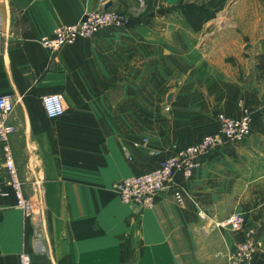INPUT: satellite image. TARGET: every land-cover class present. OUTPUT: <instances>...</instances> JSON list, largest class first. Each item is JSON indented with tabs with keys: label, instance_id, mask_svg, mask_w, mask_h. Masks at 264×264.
Listing matches in <instances>:
<instances>
[{
	"label": "crops",
	"instance_id": "crops-1",
	"mask_svg": "<svg viewBox=\"0 0 264 264\" xmlns=\"http://www.w3.org/2000/svg\"><path fill=\"white\" fill-rule=\"evenodd\" d=\"M206 1L0 0V93L17 99L5 143L49 238L48 253L34 251L35 220L15 206L0 142V264L21 251L34 264H226L249 229L261 242L252 264H264V0H226L193 29L177 6ZM107 3L126 26L54 52L39 43ZM48 93L61 95V116L45 114ZM219 113L248 114L250 133L211 148L189 178L176 172L181 202L171 189L142 210L120 200L116 181L217 132ZM232 212L242 229L216 226Z\"/></svg>",
	"mask_w": 264,
	"mask_h": 264
},
{
	"label": "built area",
	"instance_id": "built-area-1",
	"mask_svg": "<svg viewBox=\"0 0 264 264\" xmlns=\"http://www.w3.org/2000/svg\"><path fill=\"white\" fill-rule=\"evenodd\" d=\"M142 2V0H139ZM128 16L115 9L97 8L86 11L75 23L58 24L52 30L39 38V43L54 52L62 46L72 43L77 38H91L100 30L106 28H122L127 25ZM3 22L0 4V25ZM17 99L10 94L0 93V142H3L4 166L7 172V184L14 192L15 206L24 214L35 220L32 235L34 251L40 254L49 252V238L47 233L46 214L43 204L34 203L30 197L23 194L21 181L18 177L9 146L5 143L14 126L8 122V116L14 109ZM41 103L45 114L50 117L61 116L64 112L62 97L59 93H48L41 96ZM219 127L217 132L204 135L196 143L184 146L173 154L164 158L158 167L151 171L126 176L113 184L114 191L120 200L130 204L135 209L142 210L155 202L158 192L171 189L172 195L178 202L182 200V191L173 186L174 174L178 171L189 178L194 169L200 164L201 158L215 146H222L238 142L250 133V117L243 114L232 117L219 113L217 115ZM199 216L208 222L211 216L203 209ZM245 223L242 212H232L216 226L228 228L231 231L240 230ZM206 223L202 225L204 227ZM261 242L253 236V230L245 232L241 240L227 257L226 264H252L255 253ZM19 264H34L30 254L21 251L18 254Z\"/></svg>",
	"mask_w": 264,
	"mask_h": 264
},
{
	"label": "trees",
	"instance_id": "trees-1",
	"mask_svg": "<svg viewBox=\"0 0 264 264\" xmlns=\"http://www.w3.org/2000/svg\"><path fill=\"white\" fill-rule=\"evenodd\" d=\"M226 0H207L202 5L193 3L179 4L177 8L181 11L186 22L193 29H200L208 20L212 19L215 14L222 9ZM256 67L259 74H264V53L256 56Z\"/></svg>",
	"mask_w": 264,
	"mask_h": 264
},
{
	"label": "water",
	"instance_id": "water-1",
	"mask_svg": "<svg viewBox=\"0 0 264 264\" xmlns=\"http://www.w3.org/2000/svg\"><path fill=\"white\" fill-rule=\"evenodd\" d=\"M108 5H109V3L105 4L104 9H107Z\"/></svg>",
	"mask_w": 264,
	"mask_h": 264
}]
</instances>
